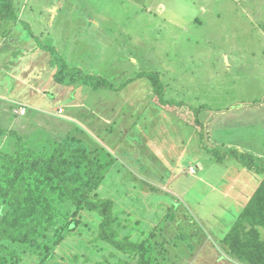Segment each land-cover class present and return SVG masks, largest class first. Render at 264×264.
<instances>
[{
	"label": "rangeland",
	"instance_id": "1",
	"mask_svg": "<svg viewBox=\"0 0 264 264\" xmlns=\"http://www.w3.org/2000/svg\"><path fill=\"white\" fill-rule=\"evenodd\" d=\"M26 2L38 10L31 19L19 14L16 18H0V123L14 132L8 131L0 138V166L2 157L15 151L18 136L26 146L48 153L60 142L73 146L78 140L77 143L92 152L93 159H101L100 151H103L107 155L103 160L111 162L96 189L98 195L111 199L120 217L129 214L123 216L124 221L133 226L135 236L141 230L148 232L151 227L158 230L162 236L159 242L171 264H248L231 257L223 243L229 227L242 210L238 203L249 200L264 179V171L259 169L264 167V107L260 106L264 101V0ZM12 5L13 15H16L15 0ZM48 6L56 10L51 12ZM47 19L53 21L51 34H47L51 24ZM28 34L35 35V39L27 38ZM18 36L20 43H27V49L14 47L16 57L9 62L19 63L14 69H18L17 72L26 71L23 76L29 80L27 83L34 84L47 72L37 52H31L35 50L33 44L37 43L44 50L52 47L50 56H44L45 62L50 58V68L59 63L63 68L73 65L84 68L83 73L101 75L110 83L107 89L100 91L105 96L110 88H126L128 92L119 98L117 92L111 90L110 96L98 97L92 114L87 107H93L91 101L96 95L80 81L78 85L69 86L66 93L47 75L42 80L41 92L29 90L26 84L17 86L15 79L8 76L12 66L5 58L8 47L14 46ZM225 54L228 59L227 56L224 61L217 59ZM58 67L57 64L56 69ZM135 73L142 75L128 80ZM67 77L76 79L77 75L66 74ZM163 86L171 90L168 96L161 97L148 90ZM144 90L151 95L146 96ZM19 94L26 97L25 101L31 106L29 115L38 113L34 108L45 115L61 105L66 110L65 116L71 114L69 127L57 128L55 119L46 121L48 128L35 123V116L32 121L24 119L25 110L20 114V110L25 109L23 105L10 104L11 100H19ZM163 98L189 101L193 108L201 103L206 105V126L201 129L203 142L192 137L191 147L196 149L203 143L206 148L216 141L215 146L219 148L216 147L213 154L227 156L217 140L229 135L234 141L245 138L251 147L247 152L228 154L220 164L210 162L205 166V174L198 171V177L184 173L174 177L153 175L164 171L165 164L157 163L158 153L143 152L150 142L142 147L139 140L146 142L152 138L155 141L156 136H161L155 122L147 119L158 109V105L148 103L153 100L158 104ZM106 99L116 108L98 106ZM71 104L72 107L68 106ZM232 107L242 108L238 112L241 117H228L229 128L222 130L226 126L217 123L218 119L209 126L213 108ZM203 119L200 118L202 122ZM93 120L96 121L94 128L88 124ZM235 128L242 130H232ZM102 130L107 137H102ZM207 137H211L210 141H206ZM45 144L47 147H40ZM150 155L154 158L150 159ZM159 164L161 167L157 166ZM188 172L196 173L193 163ZM1 175L0 167V179ZM170 178L171 181L173 178L172 183H168ZM212 185L226 193L218 192ZM228 195L233 196L234 201ZM5 209L0 199V217ZM84 221L86 226L79 233H63L62 240L46 259L45 251L40 256L35 247L21 245L18 252L30 257V261L17 264H82L80 255L93 260L101 254L98 249L108 258L111 247L94 239L97 221L88 213H84ZM254 228L264 243V225ZM248 229L245 227L246 231ZM52 241L50 236L49 243Z\"/></svg>",
	"mask_w": 264,
	"mask_h": 264
},
{
	"label": "trees",
	"instance_id": "2",
	"mask_svg": "<svg viewBox=\"0 0 264 264\" xmlns=\"http://www.w3.org/2000/svg\"><path fill=\"white\" fill-rule=\"evenodd\" d=\"M13 13L12 0H0V18H16ZM66 74L77 78L65 79ZM55 80L80 81L94 88L110 85L104 77L83 73L79 68L70 73L60 69ZM8 131L14 133L0 123V138ZM20 139L18 136L12 155L2 157L0 166V199L6 205L0 217V264L29 263L30 257L18 252L21 245L35 247L38 255L45 251L48 258L63 233H79L86 226L84 213L97 221L94 239L102 240L111 250L108 258L100 249L101 254L93 260L80 255L82 264H107L106 260L112 264H171L159 242L162 236L158 230L151 227L135 236L133 226L124 221L123 216L129 214L120 217L113 201L98 195L96 189L111 163L103 160L105 152L100 151L101 159L96 161L78 140L73 146L60 142L49 153L42 149L37 152ZM259 169L264 171V167ZM255 225H264V179L229 227L223 243L231 257L243 263L264 264V243L257 237Z\"/></svg>",
	"mask_w": 264,
	"mask_h": 264
},
{
	"label": "crops",
	"instance_id": "3",
	"mask_svg": "<svg viewBox=\"0 0 264 264\" xmlns=\"http://www.w3.org/2000/svg\"><path fill=\"white\" fill-rule=\"evenodd\" d=\"M15 4H16V8L15 9L17 11L16 12V16L19 14L20 16H24V17H27V18L31 19L32 16L35 15V11L36 12L38 11V10H36L34 8V5L29 6L28 2H26V0H15ZM51 8H52V6H48V10L51 11V12L56 10V7L54 9H51ZM52 18H54V17L52 16ZM89 19L92 21L93 18L91 17ZM47 20L51 23L49 28H48V33L47 34H51V31L53 30V21L51 19H47ZM94 24L97 25L98 22H96ZM29 37L31 39H33V38L35 39V35H33V34H31V35L28 34L27 38H29ZM27 38H26V40H27ZM19 39H20V36H18V39L16 40L17 46H15V44H16L15 43L14 46L8 47V51L6 53V58H5L6 61H7L6 63L11 64V66H12L11 69H10L12 72H10L8 74V76L15 79V81L17 82V86H20L21 84H23V85L26 84L29 87V90L31 89V91L35 90L36 92H41L43 90V88H42L43 87L42 80H43V78H45L46 75H47V77L49 79L52 76L53 80L56 81L54 75H56V73H58V71L60 69H65L67 73L72 72V70H75L76 68H79L82 71H84V68H81V67H78V66L76 68H74L75 66H73V65H69V66H66L67 68H63L61 65H59V63H57L58 66H59L57 69H56V65L57 64L54 66L53 69L50 68L51 64L48 63L50 61V58L48 59V62H45V60H44V56L45 57L50 56V55H48V54H50L49 53V49L48 50L41 49V48H39L37 43H34L33 46H35L34 47L35 50H33L31 52H37V55L39 57L38 60H41V62L43 61V64L45 66H47V72H46V75L44 74L43 77L38 78L34 84H29V83H27L29 80L24 78V76H23V73L26 72L25 70L23 71V73L17 72L18 69L14 70L15 67H18L19 63L17 62L15 64V63L9 62L11 58H15L16 57V55H15L16 53H15V51L13 49L14 47L15 48L21 47V48L27 49L26 48L27 43H20ZM21 42H22V39H21ZM226 56H227V58H226ZM225 58L226 59L229 58L228 54L221 55L220 57H217V59H219V61H224ZM49 69L54 71L53 75H52V71H49ZM20 70L22 72V70H23L22 66H20ZM93 73L94 72H92L91 74H93ZM21 74H22L23 77L21 76ZM141 75H142V73H135L134 76L130 77L128 80L133 79L135 76H141ZM68 78L69 77H67L65 79H68ZM39 82H40V84H38ZM56 82L60 85L59 88L62 89V91H64V93L67 92L66 90H69L68 89L69 86L78 85L77 82H75V83L67 82V81L63 82V83H60L58 81H56ZM39 85H40V87H39ZM81 85L89 87L88 85H86L84 83H82ZM105 87L106 86H104V85H100L97 88L89 87V90L92 92V93L91 92L90 93L92 95H96V99L91 101V102L94 103V104H92L93 107H87L89 109V110L87 109L88 112H91L92 114H94V110L93 109L95 108V106L97 107L96 102L99 101L98 97H100V96H103V97L110 96L112 91H113V93L117 92L118 95L117 94H115V95L119 96V98H120V96L126 95V93L128 92V91H126V90H128L126 88L125 89L124 88H119V87H117L116 89L110 88L108 94L105 96V94L100 92V91H103V90L107 89ZM148 90L151 93L155 91L154 93H156L157 95H161V97L164 96V95L168 96L170 94L169 92H171V90L165 89V87L164 88L157 87L156 89L155 88H151V89H148ZM148 90H144V91L147 92L146 96L151 95V93H149ZM44 91H46V90H44ZM124 91H126V92L124 93ZM43 94H44V92H43ZM175 94L176 93L174 92L173 95H175ZM17 98L19 100H16V99L11 100L10 104L13 103L14 105L15 104L16 105H18V104L19 105H23V107L25 108L24 109L25 110V115L23 116L24 119H26L28 121H32V117L35 116V119H36L35 123H37L38 125H41V126H45L47 128L50 127V126L46 123V121L48 119L49 120H54L55 119V121L57 122L56 123L57 124V128L58 127L60 128L61 126L63 127V125H66L67 127H69V121H70V117H71L70 115L71 114H68V115L65 116L66 110H65V108H61V105H58L53 110H48L47 109L48 111H47V113H45V115L39 113V112H42L41 110H39L37 108H34V111L36 110V111H38V113H35L33 115H29L31 106H28L27 102L25 101L26 97H23L22 94H19V95H17ZM72 103L75 104L76 102H72ZM13 104H11V105H13ZM148 104L158 105V109L155 112V114L150 119H147V121L155 122V125H157V129L161 133V136L160 135L156 136L154 138V139H156L155 141L151 138V139L147 140L148 142L139 140V143L143 147L146 143L150 142V146H148V147L145 146L144 149H143V152H144V150H146L148 152L154 151V152L158 153L157 159H156L157 163H159V161H163L164 164H165V166H164L165 170L164 171H166V173H164V171H162V172L158 171V172L154 173L153 175L161 176V177H166V176L174 177L175 175L180 176L181 173H184V175L186 174V175H191V176H194V177H198V171H201V172H203V174H205L204 173L205 166L206 165H210L209 164L210 162H212V163L214 162L216 164H220V163L224 162V160L226 159L228 154H233V152L238 153L236 151H239V152L245 151V152H247V150L251 147L250 143H246L245 142V140H246L245 138H243V139H238L237 138V141H238L237 142V141H234L235 138L232 139V137L229 135L228 138L223 137V138H220V140H217V142L219 141L218 143H220V145H221V147L223 149V152H225V154H227V156L220 157V156H217V154H213V152L217 150L216 147L219 148V146H215L216 141H214L213 146H208V147L204 148V144L202 143L199 146H197V148L195 149V148L191 147L193 145L192 144V141H193L192 137H194L195 139L198 138V142H200V141L203 142V135H202V132H201L202 130L201 129H203V127L206 126V120H205L204 116H206L205 115V110L207 109V108H204L206 106L204 103L203 104L201 103V104L198 105V107H194L193 108V105L189 101L188 102L185 101V100H182V101L180 100L179 101V100H177L175 98H171V99L163 98V99H161V101L158 100V104H155L153 102V100H151L150 103H148ZM262 105L264 107V101L262 102V104H260V106H262ZM68 106L72 107V104L68 105ZM98 106H102V107L108 106V107H113V108L115 107V105H109L108 99L103 100L101 102V104H99ZM59 107L62 109L63 113L62 112L61 113L58 112V108ZM117 109H119V107ZM241 109L242 108H233V107L232 108H227V109L213 108L214 114H212L211 117L209 118V119H211V123L209 124V126L214 124L213 121L215 119H218L217 123H220V124L222 123V126H226L222 130H226L227 127L228 128L230 127L228 124H226L227 123L226 119L228 117H236V116L241 117L239 115V113H238ZM55 112H56V114H55ZM116 114L117 113H114V115H116ZM92 116H94V115H92ZM200 118H204L203 122L200 120ZM232 120H233V118L231 119V121ZM235 120L236 119H234V121ZM231 121H228V123H230ZM262 121H263L262 124H264V116H263V120ZM95 122L96 121L93 120L91 122H88V124H89L90 127L94 128V126L96 125ZM28 123L29 122H27V124ZM242 128L241 129L235 128V129H232V130H236L237 131V130H242ZM100 131L101 130H98V133H100ZM102 131H103L102 137H104V136L107 137V133H104L105 130H102ZM262 131H263L262 132V136H263L262 141H263V145H264V134H263L264 133V126H263V130ZM124 136L126 137V135H124ZM204 136H205V134H204ZM174 138H176V141L174 140ZM139 139H141L140 136H139ZM210 139H211V137H210ZM210 139L207 137L206 141H210ZM135 143H137V141ZM240 146L242 148H245V149H242ZM152 158H154V157H152L150 155V159H152ZM192 163L196 166V173L195 174H191L190 172H188V168H189V166L192 165ZM144 165H145V163H144ZM157 166L161 167L160 164L157 165ZM145 167L147 169L148 166L145 165ZM167 169H169V171ZM201 181H203V180H201ZM172 182H173V178H172V181H171V178H170L168 183H172ZM212 188L217 190L218 192H222L223 194L226 193L223 190H220L219 188H217L216 186L212 185ZM229 197H230L231 200L234 201V197L233 196H229ZM243 200H242V202H243ZM247 202H248V199H246L245 203H243V204L238 203V204L240 205V208L242 209Z\"/></svg>",
	"mask_w": 264,
	"mask_h": 264
},
{
	"label": "built area",
	"instance_id": "4",
	"mask_svg": "<svg viewBox=\"0 0 264 264\" xmlns=\"http://www.w3.org/2000/svg\"><path fill=\"white\" fill-rule=\"evenodd\" d=\"M20 112H21L20 114H23V113H24V109L22 108V110H20ZM58 112L61 113V112H62V109L60 108V109L58 110ZM192 170H193V169H192Z\"/></svg>",
	"mask_w": 264,
	"mask_h": 264
}]
</instances>
